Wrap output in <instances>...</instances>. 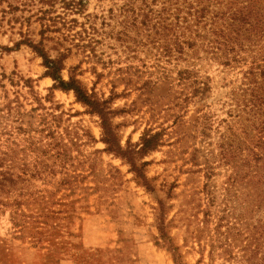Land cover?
<instances>
[{"label":"rangeland","instance_id":"374dc122","mask_svg":"<svg viewBox=\"0 0 264 264\" xmlns=\"http://www.w3.org/2000/svg\"><path fill=\"white\" fill-rule=\"evenodd\" d=\"M27 2L0 0V72L7 76L9 97L20 91L26 111L38 103L24 80L47 108L52 103L46 97L53 95L60 105L56 113H63L57 130L64 139H58L62 148L39 153L38 177L29 171L13 192L26 193L24 232H17L12 208L0 210V264H264V198L246 179L232 181L231 144L249 142L254 134L250 126L244 134L248 123L232 104L241 67L224 69L200 58L168 64L147 42L134 11L125 12L127 0H85L84 13L73 17L81 22L90 17L96 41L89 57L74 49L61 74L65 80L76 75L90 95L110 102L120 145L127 150L118 154L104 142L101 117L73 90L55 88L34 48L17 45L25 34L41 40L40 25L29 23L31 13L24 10ZM46 47L53 58L60 55L53 42ZM185 69L210 78L203 98L192 96L189 86L185 101L187 90L179 81ZM12 78L23 79L13 85ZM149 128L163 133V144L131 156L128 150ZM24 139L15 132L9 145L19 143L24 149L17 160L35 171L38 162ZM134 160L147 185L134 171Z\"/></svg>","mask_w":264,"mask_h":264},{"label":"trees","instance_id":"16d2710c","mask_svg":"<svg viewBox=\"0 0 264 264\" xmlns=\"http://www.w3.org/2000/svg\"><path fill=\"white\" fill-rule=\"evenodd\" d=\"M127 1L125 12L134 11L135 20L140 22L139 28L144 30L147 42L156 49L159 59H164L168 64L175 62V66L200 58L216 61L224 69L241 67L242 77H238L240 84L234 89L232 104L240 119L248 123L243 126L244 134L248 135V126L254 134L248 138L249 142L231 144L230 160L235 167L232 181L235 185L242 178L246 179L247 184L253 186L254 194L264 198V0ZM86 5L85 0H30L24 4V10L31 13L29 23L40 25L41 40L36 42L25 34L17 45L28 44L44 58L46 74L55 80V88L73 90L78 101L101 117L104 142L109 150L125 154L127 150L120 145L117 128L112 122L113 111L108 106L110 102L90 95L76 75L65 80L61 74L65 68V58L74 49L89 57V48L96 41V31L92 29L90 17L84 22L73 17L83 14ZM47 42H53V48L60 50L58 57L53 58L47 53ZM198 77L199 74L190 69L179 72V81L187 90V102L190 100L189 86L194 87L192 96L201 93L202 98L211 89L210 78L202 80ZM6 78V74L0 72V88L6 97V102H1L0 97V210L12 208L17 232L23 233L27 227V215L22 209L26 203L23 200L26 193L19 191L15 195L13 192L17 191L19 183L28 180L24 175H28L29 171H32L33 177H38L37 168L41 164L39 153L63 147L58 139L64 138L57 130L61 126L63 113H56L60 105L53 103V95L46 97L52 103L50 111L37 96L33 85H28L29 80H24V83L30 87V94L38 106L26 111L20 91L14 98L9 97L3 82ZM20 81L11 79L13 85H18ZM15 132L23 133L24 140L28 142L25 150L35 154V161L38 162L34 164L35 171L28 170L29 166L23 164L21 159L17 160L24 148L17 142L9 145ZM46 139H50V142L44 144ZM162 141L163 133L149 128L143 133L141 142L128 152L139 158L156 150L163 144ZM246 151L247 154L244 153ZM134 161V171L147 185V175L139 168L137 160ZM16 166L21 169L18 174L7 169ZM157 220L159 230L164 235L167 225L161 207Z\"/></svg>","mask_w":264,"mask_h":264}]
</instances>
